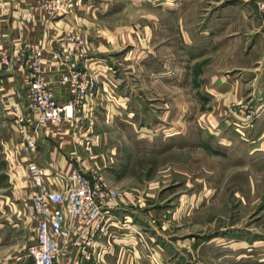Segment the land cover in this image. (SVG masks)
Wrapping results in <instances>:
<instances>
[{
  "label": "rangeland",
  "instance_id": "rangeland-1",
  "mask_svg": "<svg viewBox=\"0 0 264 264\" xmlns=\"http://www.w3.org/2000/svg\"><path fill=\"white\" fill-rule=\"evenodd\" d=\"M238 1L116 0L112 10L119 24L143 32L144 40L128 63L121 55L123 63L114 73L119 83L115 91H106L93 126L103 132L101 147L113 186L149 194L145 208L170 215L169 239L192 246L177 251L183 264H264V148L252 138L264 126L262 118L256 120L264 108L260 112L259 104L248 105L244 124L230 119L242 106L231 102L222 116L210 120L213 109L221 107L214 104L222 86L215 81L212 88L210 80L219 69L192 71L194 62L210 52L201 34L207 28L222 33L223 26L247 37L241 71L258 67L255 60L264 52L256 41L264 32V0H243L258 2L256 12ZM227 4L234 11L225 13ZM238 7L245 25L225 26L222 19L238 16ZM196 33L200 38L190 42ZM220 47L215 41L213 50ZM238 72L216 75L229 80L222 85L233 90ZM99 75L104 73L88 74ZM7 176L0 161V264H33L25 256L29 230L12 213L16 201Z\"/></svg>",
  "mask_w": 264,
  "mask_h": 264
},
{
  "label": "crops",
  "instance_id": "crops-1",
  "mask_svg": "<svg viewBox=\"0 0 264 264\" xmlns=\"http://www.w3.org/2000/svg\"><path fill=\"white\" fill-rule=\"evenodd\" d=\"M41 1L0 0V161L13 186L12 196L16 204L12 213L23 220L26 231L32 221V198L37 192L33 178L27 170L32 159L53 175L61 171L68 172L74 167L80 168L86 174L97 169L104 173L109 184L113 186L107 175L105 153L101 147L100 137L103 132H96L98 128L93 126V121L100 117L96 113L98 106L104 104V98L109 95L107 92L115 91L113 87L119 83L114 73L117 64L123 63L121 55L124 54L123 59L126 57L127 62L144 40L143 32L129 27L127 22L119 24L112 15L116 0H58L63 5V13L51 19L41 8ZM238 2L247 6L248 10H260L256 1ZM226 6L228 7L225 13L235 9L232 5ZM241 9L237 8L238 16L231 18L228 14L222 19L225 26L230 23L245 25L244 17H240ZM251 12L249 19L254 14ZM257 20L261 21L260 18ZM224 28L223 26L222 33H214L212 29L207 28V32L201 34V37L205 35V41H209L206 49L210 52L208 51L206 58L194 62L192 71L198 74L200 70L209 72L216 66V69H219L212 73L210 80L213 83L212 88L216 86L215 81L222 86V93L217 91V95L221 97L214 104L221 107L213 109L209 114L210 120L214 121L222 116L224 105L235 102L242 106L232 112L230 119L245 124L248 105L259 104L260 112L264 108V52L262 57L259 56L255 60V66H258L256 69L244 68V71H241L244 66L241 58L246 55L247 37L240 33L231 34L229 28ZM75 38L83 41L84 55L78 52L80 45ZM199 38L196 33L193 39L189 40L191 42ZM215 41L221 43L216 52L213 50ZM256 41H259V47L264 45V32L258 34ZM36 47L45 52L43 71L50 81V88L55 97L62 104H68L76 98L70 84L62 82L65 76L75 73H104V76L97 77L96 90L84 98L72 120L43 128L39 133L37 149L29 150L13 124L16 113L26 105L25 93L32 78L29 56ZM257 48L258 43L255 45V49ZM63 51L74 53L60 61L53 59L55 53ZM3 57H7L8 63L2 62ZM231 57L234 58L232 62ZM235 70L239 71L241 76L232 80L234 89L231 90L229 84L222 85L230 82L219 78V73L224 76ZM127 93L125 88L122 98H126ZM259 118L264 121V114L257 116L256 120ZM252 138L254 143L260 142L261 148H264V126L256 128ZM228 142L230 143V140ZM51 181V188L58 189L53 179ZM119 190L122 193L119 207L106 218L103 222L104 228L96 234L95 247L91 250L93 257L87 260L82 251L72 245L76 235L87 229V225L75 224L73 230L65 234L60 241L64 253L63 262L183 264L179 261L180 253L177 251L185 244L169 239L173 235L174 227L170 215L157 209L145 208L148 206L145 202L149 201V194L142 196L128 189ZM123 223H127L131 230L122 228ZM182 247L192 250V246Z\"/></svg>",
  "mask_w": 264,
  "mask_h": 264
},
{
  "label": "built area",
  "instance_id": "built-area-1",
  "mask_svg": "<svg viewBox=\"0 0 264 264\" xmlns=\"http://www.w3.org/2000/svg\"><path fill=\"white\" fill-rule=\"evenodd\" d=\"M40 6L50 19L63 13V5L58 0H42ZM75 39L80 45L78 52L84 55L83 41ZM73 53L57 52L53 59L60 61ZM29 58L32 78L25 93L26 105L16 113L13 125L26 147L35 150L40 131L47 126H58L72 120L84 98L96 90L98 81L85 73L65 76L62 82L70 84L76 98L68 104H62L55 97L43 71L44 50L34 48ZM2 62L8 63L7 57H3ZM27 170L37 192L32 198L30 240L25 256L32 259L33 264H65L62 260L64 253L60 245L61 238L72 231L75 224H81L87 225V229L76 235L72 245L82 251L84 258L90 260L93 257L91 250L96 243L95 236L104 228L106 218L119 207L121 191L111 186L104 173L97 169L86 174L74 167L68 172L61 171L53 175L32 159ZM52 179L58 189L51 188ZM122 228L131 230L127 223H123ZM141 237L146 242L142 234Z\"/></svg>",
  "mask_w": 264,
  "mask_h": 264
}]
</instances>
